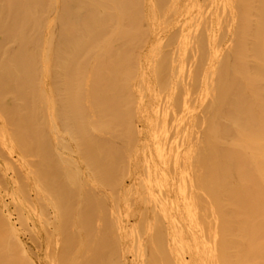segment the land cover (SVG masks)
Returning a JSON list of instances; mask_svg holds the SVG:
<instances>
[{
	"label": "bare ground",
	"instance_id": "1",
	"mask_svg": "<svg viewBox=\"0 0 264 264\" xmlns=\"http://www.w3.org/2000/svg\"><path fill=\"white\" fill-rule=\"evenodd\" d=\"M0 28V141L37 162L46 264H264V0H0ZM0 215V264H36Z\"/></svg>",
	"mask_w": 264,
	"mask_h": 264
},
{
	"label": "rangeland",
	"instance_id": "2",
	"mask_svg": "<svg viewBox=\"0 0 264 264\" xmlns=\"http://www.w3.org/2000/svg\"><path fill=\"white\" fill-rule=\"evenodd\" d=\"M3 44V36L0 32V131L8 129L6 131L7 134L10 132L11 137L17 140L20 138V127L15 123H8L7 104L2 96V89L4 85V66L1 61V50L3 49ZM20 70L26 71L27 75L23 74V80L25 86L27 87L29 83H32V80L34 81L33 67L21 66ZM30 88L31 104L29 109L25 108L27 112L26 110L24 111L23 118L28 116L31 120L34 116V109L32 103V87ZM26 131L25 138L29 137V133H32L29 129ZM67 152H70L67 155H72L74 161L77 162L75 153H71V151ZM68 158L70 159V157ZM20 160L21 158L19 157L18 152H13V154L8 155L4 148V144L0 141V207L4 209V214H7V216L10 217L11 222L14 223L17 234L24 243L27 251H29L30 255L33 257L34 262L36 264H46L45 255H47V252H54V243L58 238V236H56V227L54 226V223L51 222L53 210L50 206H48L46 197L44 198L43 196L44 193L42 194V191L39 190L42 194L41 196L38 191V187L36 188L35 179L32 173L29 172L32 169L37 168V162H35L34 156L33 158L30 156L27 163H23L24 165ZM27 170L28 172H26ZM62 171H66V173H68L67 168ZM78 182L79 181H77V183ZM47 187L50 189L55 188L57 190V197L60 205L58 208L61 210L58 214L61 217L63 216V220H66L65 215L68 210L67 207L71 208L73 205H77L80 198L77 195L76 190L71 187L67 178L61 174L54 175V173H52L49 180H47ZM107 192L108 197H111V195L114 194V190L111 189H109V191L107 190ZM93 193L95 197H97L98 193L96 191L92 190L88 192L89 196ZM103 196L104 195H102V197ZM81 211L83 215L82 207ZM103 212L106 213L108 211L106 210ZM107 220L110 222L108 218L105 221L107 222ZM131 220H133L132 217ZM72 243L76 242L72 241ZM73 247V244H68L67 246L60 248L65 249V255L70 257L71 254H73ZM66 264L68 263L66 262Z\"/></svg>",
	"mask_w": 264,
	"mask_h": 264
}]
</instances>
